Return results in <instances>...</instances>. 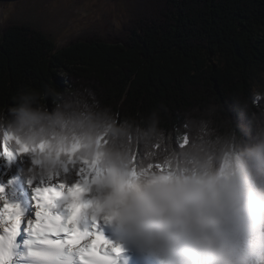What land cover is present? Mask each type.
<instances>
[{
    "label": "trees",
    "instance_id": "obj_1",
    "mask_svg": "<svg viewBox=\"0 0 264 264\" xmlns=\"http://www.w3.org/2000/svg\"><path fill=\"white\" fill-rule=\"evenodd\" d=\"M111 36L88 33L56 49L40 29L7 20L0 109L20 89H88L120 129L98 130L99 151L115 145L131 176L157 167L193 186L203 172H220L230 144L238 151L264 128V99L253 95L264 88V0H134ZM255 183L264 187V176Z\"/></svg>",
    "mask_w": 264,
    "mask_h": 264
},
{
    "label": "clouds",
    "instance_id": "obj_2",
    "mask_svg": "<svg viewBox=\"0 0 264 264\" xmlns=\"http://www.w3.org/2000/svg\"><path fill=\"white\" fill-rule=\"evenodd\" d=\"M253 95L264 99V92ZM101 128L120 131L112 127L110 109L81 87L49 90L47 95L36 88L20 89L14 103L0 109V140L7 136L13 150L18 144L28 149L22 154L30 161L26 180L59 172L77 152L114 173L123 171L126 160L115 145L102 152L94 146ZM229 148L222 171L203 172L193 182L194 191L184 194L175 208L127 210L113 203L112 215L128 223L143 249L163 264H249L245 237L264 224V187L255 183L258 175L264 176V128L242 149ZM221 217L235 226L234 235L219 234ZM256 246L264 250V234L256 237Z\"/></svg>",
    "mask_w": 264,
    "mask_h": 264
},
{
    "label": "snow or ice",
    "instance_id": "obj_3",
    "mask_svg": "<svg viewBox=\"0 0 264 264\" xmlns=\"http://www.w3.org/2000/svg\"><path fill=\"white\" fill-rule=\"evenodd\" d=\"M27 151L19 144L13 150L7 136L0 140V159L6 164ZM78 180H27L30 208L11 199L0 185V264H17L21 255L30 264H118L120 246L96 225H81L85 185Z\"/></svg>",
    "mask_w": 264,
    "mask_h": 264
},
{
    "label": "rangeland",
    "instance_id": "obj_4",
    "mask_svg": "<svg viewBox=\"0 0 264 264\" xmlns=\"http://www.w3.org/2000/svg\"><path fill=\"white\" fill-rule=\"evenodd\" d=\"M132 5H134V0H2L0 2V35L8 20L9 22L29 24L40 29L56 43V49L67 45L73 38L88 33L97 34L102 38H111L113 33L120 32L124 22L129 19ZM257 91L264 92V88L257 86L255 92ZM76 154L67 161L59 172L39 177V179L45 181L51 180L53 177L62 179V177L71 175L74 171H80L83 177H79V182L90 184V196L92 199L102 196L106 191H110L112 195L116 196L112 200L111 205L113 203L121 205L123 199L129 200L132 196L130 190L116 194V189L110 188L105 183V180L114 179L119 173L108 172L106 174L105 171L100 170L95 165L86 166ZM20 163L24 169L30 161L22 156ZM224 164L225 160L221 165L220 171H222ZM153 169L159 168H148L137 177L131 176L124 171H121L120 174L123 177L122 179L128 181L131 188L138 189L139 184L145 183L150 177L164 179L161 176H157L158 174L149 173ZM167 176L168 182H172L182 188L184 192L186 191L185 193L194 191L192 183L190 185L184 181H178L169 175ZM226 225L229 228H226ZM218 232L221 236H226V233L231 236L235 234L236 228L228 222L227 217H221ZM260 234H264L261 225L253 233L245 237L251 249L248 258L249 264H264V250L256 246V237Z\"/></svg>",
    "mask_w": 264,
    "mask_h": 264
},
{
    "label": "bare ground",
    "instance_id": "obj_5",
    "mask_svg": "<svg viewBox=\"0 0 264 264\" xmlns=\"http://www.w3.org/2000/svg\"><path fill=\"white\" fill-rule=\"evenodd\" d=\"M21 159L22 156H18L11 164H6L4 160L0 159V185L4 186L6 194L9 195L11 199L19 200L26 208H30L32 194L30 188L26 184L27 180L24 176V171L29 166V163L26 164L27 166L23 169L20 163ZM149 173L158 174L157 176H161L164 179L150 177L145 183H140L138 189L131 188L128 181L122 179L123 177H121L120 172L114 179L105 180L107 186L116 189V194L127 192L126 190L131 191L132 196L129 200L123 199L122 204L117 206L127 210H138L145 206H150L153 210L158 211L162 208L171 210L179 204L180 198L186 194V191L184 192L182 188L172 182H168V176L159 169H153L149 171ZM77 177H83L80 171H74L71 175H66L64 178L62 177V179L66 183L72 184L76 181ZM54 178L55 177L51 179ZM10 179L14 181L11 185L8 184ZM33 180L40 181L39 177ZM151 180L152 182H150ZM77 182H79V180ZM84 185L85 191L83 192L82 198L85 207L80 217L81 225L86 227L96 225L98 230L101 231L106 238L119 245L121 249L119 253L120 262L121 255L130 251L128 237L134 232V229L129 226L128 223L121 222L112 215L110 205L112 200L116 198L115 195H112L110 191H106L102 196L92 199L90 196V184L84 183ZM226 228H229L228 225H226ZM225 235L228 236L227 233ZM21 251L23 252V249H21ZM151 259L152 264H160V262H163L161 259L152 255ZM17 264H30V262L25 259L24 255H21L17 257Z\"/></svg>",
    "mask_w": 264,
    "mask_h": 264
}]
</instances>
